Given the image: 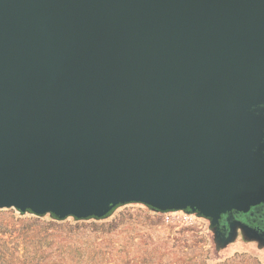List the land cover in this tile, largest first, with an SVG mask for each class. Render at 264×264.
Masks as SVG:
<instances>
[{
	"label": "water",
	"instance_id": "obj_1",
	"mask_svg": "<svg viewBox=\"0 0 264 264\" xmlns=\"http://www.w3.org/2000/svg\"><path fill=\"white\" fill-rule=\"evenodd\" d=\"M126 202L264 203V0H0V208Z\"/></svg>",
	"mask_w": 264,
	"mask_h": 264
},
{
	"label": "rangeland",
	"instance_id": "obj_2",
	"mask_svg": "<svg viewBox=\"0 0 264 264\" xmlns=\"http://www.w3.org/2000/svg\"><path fill=\"white\" fill-rule=\"evenodd\" d=\"M215 232L197 213L160 212L140 202L84 219L4 207L0 264H264V243L241 230L220 245Z\"/></svg>",
	"mask_w": 264,
	"mask_h": 264
},
{
	"label": "flooded vegetation",
	"instance_id": "obj_3",
	"mask_svg": "<svg viewBox=\"0 0 264 264\" xmlns=\"http://www.w3.org/2000/svg\"><path fill=\"white\" fill-rule=\"evenodd\" d=\"M218 237L223 239L228 235L230 231V223H235L237 226L233 230V234L241 232V228L238 223L246 224L253 228L264 236V203L256 206H252L247 211H232L230 213L222 214L219 218Z\"/></svg>",
	"mask_w": 264,
	"mask_h": 264
},
{
	"label": "trees",
	"instance_id": "obj_4",
	"mask_svg": "<svg viewBox=\"0 0 264 264\" xmlns=\"http://www.w3.org/2000/svg\"><path fill=\"white\" fill-rule=\"evenodd\" d=\"M11 247H6V250H10ZM14 251V250H13ZM5 252V251H4ZM3 253V252H2Z\"/></svg>",
	"mask_w": 264,
	"mask_h": 264
},
{
	"label": "built area",
	"instance_id": "obj_5",
	"mask_svg": "<svg viewBox=\"0 0 264 264\" xmlns=\"http://www.w3.org/2000/svg\"><path fill=\"white\" fill-rule=\"evenodd\" d=\"M182 211V210H181Z\"/></svg>",
	"mask_w": 264,
	"mask_h": 264
}]
</instances>
